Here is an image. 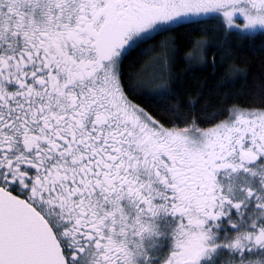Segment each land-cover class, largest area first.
Returning a JSON list of instances; mask_svg holds the SVG:
<instances>
[{"label": "snow or ice", "instance_id": "obj_1", "mask_svg": "<svg viewBox=\"0 0 264 264\" xmlns=\"http://www.w3.org/2000/svg\"><path fill=\"white\" fill-rule=\"evenodd\" d=\"M244 45L264 0H0V264H264V72L188 88Z\"/></svg>", "mask_w": 264, "mask_h": 264}, {"label": "trees", "instance_id": "obj_2", "mask_svg": "<svg viewBox=\"0 0 264 264\" xmlns=\"http://www.w3.org/2000/svg\"><path fill=\"white\" fill-rule=\"evenodd\" d=\"M167 37H158V42H162ZM197 39H200V37H197ZM247 45H244L240 51L236 52L232 58H230L224 67H220L219 63L217 64L218 71L213 75L212 68H207L205 70H195L191 76L188 77V88L190 91V98H194L197 93L201 91V85L206 84L207 89H213L215 88L216 84L219 82L220 77L224 76H231L232 73L229 71L232 68H238L240 70H246L251 75L249 76V82L256 77L261 72H264V54L261 55H253L246 51ZM191 49L188 46H184L181 49V55H185L187 52H189ZM160 53V50L158 49L157 53H153L152 56L149 58V62L151 59H154L156 55ZM212 58L211 53L208 55V59L210 60ZM217 61L219 62V57H217ZM186 68V65L183 63H180L176 69L175 72L179 74L180 72L184 71ZM242 83V82H238ZM225 89H221V95L216 96L215 94H209L208 91H205L204 98L201 100V103L207 102L211 105L218 106L222 102V96ZM228 91H232L229 89Z\"/></svg>", "mask_w": 264, "mask_h": 264}]
</instances>
